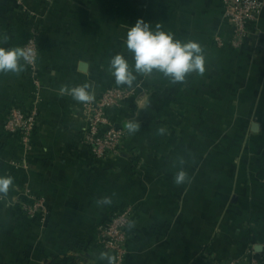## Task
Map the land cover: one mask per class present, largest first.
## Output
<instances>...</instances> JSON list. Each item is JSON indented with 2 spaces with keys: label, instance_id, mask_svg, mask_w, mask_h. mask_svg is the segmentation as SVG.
<instances>
[{
  "label": "crops",
  "instance_id": "0c3cea01",
  "mask_svg": "<svg viewBox=\"0 0 264 264\" xmlns=\"http://www.w3.org/2000/svg\"><path fill=\"white\" fill-rule=\"evenodd\" d=\"M138 19L196 41L205 72L172 84L137 76L110 121L125 131L116 154L94 159L83 142L82 104L61 87L89 85L93 96L117 85L115 54L128 57ZM38 27L34 70L0 73V264H109L97 228L131 206L134 218L120 264H206L264 255V8L239 48L230 43L224 0H0L3 46L21 47ZM23 63V62H21ZM37 109L29 141L5 129L14 110ZM136 122L129 133L126 122ZM256 128L253 129V125ZM164 131L161 132L160 130ZM183 170L186 182L177 185ZM44 204L27 216L23 192ZM109 198L111 203L98 201ZM259 247L260 250L255 248ZM112 264V262H111Z\"/></svg>",
  "mask_w": 264,
  "mask_h": 264
},
{
  "label": "built area",
  "instance_id": "2783aa9c",
  "mask_svg": "<svg viewBox=\"0 0 264 264\" xmlns=\"http://www.w3.org/2000/svg\"><path fill=\"white\" fill-rule=\"evenodd\" d=\"M22 3V0H18ZM264 8V0H224V17L230 26V43L239 48L246 37L259 34L258 20ZM30 35L21 48L31 50L34 60L28 65L32 70L39 54L38 27L30 26ZM264 50V44H261ZM23 62V61H21ZM24 63V62H23ZM132 88L127 85H111L101 91L98 96H93L90 102L82 104V111L86 117L85 127L82 132L83 142L88 146L94 159H104L116 154L125 137L122 127L110 121V112L119 108L121 103L129 98ZM37 109L14 110L6 122L5 129L9 133L18 134L25 142L29 141L34 128ZM24 200L20 202L21 211L27 216L37 212H44L41 198H37L30 191L23 192ZM134 218V210L126 206L114 212L105 222L98 226L97 243L109 252L112 264H120L125 254V245L130 235V227ZM250 261L247 264H264V255L258 257L253 249L250 251ZM206 264H243L240 258L229 257L225 260L211 259Z\"/></svg>",
  "mask_w": 264,
  "mask_h": 264
},
{
  "label": "clouds",
  "instance_id": "9594fccd",
  "mask_svg": "<svg viewBox=\"0 0 264 264\" xmlns=\"http://www.w3.org/2000/svg\"><path fill=\"white\" fill-rule=\"evenodd\" d=\"M9 37L5 34L0 37V73H20L26 64L34 60V53L21 47H5ZM126 48L131 53L130 64L128 57L115 54L109 61V72L115 78L117 85L131 87L137 76H151L161 74L172 84L185 81L189 74H203L205 72V55L202 47L196 41H181L175 39L173 34L157 28L152 30L150 24L138 19L127 31ZM23 61L24 63H21ZM61 95H70L74 100L87 103L93 99L89 85L75 87H61ZM125 127L129 133L138 130L136 122H126ZM161 132L164 130L161 129ZM187 175L181 170L174 182L181 185L186 182ZM12 185V178L0 176V195L6 196ZM111 203L109 198L98 201L100 205ZM100 258L107 259L109 264L112 258L101 253Z\"/></svg>",
  "mask_w": 264,
  "mask_h": 264
},
{
  "label": "trees",
  "instance_id": "16d2710c",
  "mask_svg": "<svg viewBox=\"0 0 264 264\" xmlns=\"http://www.w3.org/2000/svg\"><path fill=\"white\" fill-rule=\"evenodd\" d=\"M49 264H78L73 256L55 257Z\"/></svg>",
  "mask_w": 264,
  "mask_h": 264
},
{
  "label": "water",
  "instance_id": "95a60500",
  "mask_svg": "<svg viewBox=\"0 0 264 264\" xmlns=\"http://www.w3.org/2000/svg\"><path fill=\"white\" fill-rule=\"evenodd\" d=\"M256 128V124L255 125H253V129H255ZM256 250H260V248L259 247H257V248H255Z\"/></svg>",
  "mask_w": 264,
  "mask_h": 264
},
{
  "label": "rangeland",
  "instance_id": "374dc122",
  "mask_svg": "<svg viewBox=\"0 0 264 264\" xmlns=\"http://www.w3.org/2000/svg\"><path fill=\"white\" fill-rule=\"evenodd\" d=\"M126 100V99H125Z\"/></svg>",
  "mask_w": 264,
  "mask_h": 264
}]
</instances>
